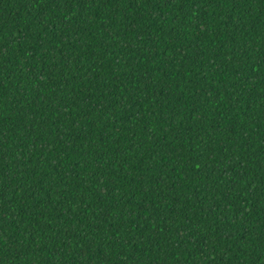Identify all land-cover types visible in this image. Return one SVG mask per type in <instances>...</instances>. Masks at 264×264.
Wrapping results in <instances>:
<instances>
[{
	"label": "trees",
	"instance_id": "1",
	"mask_svg": "<svg viewBox=\"0 0 264 264\" xmlns=\"http://www.w3.org/2000/svg\"><path fill=\"white\" fill-rule=\"evenodd\" d=\"M0 264H264V0H0Z\"/></svg>",
	"mask_w": 264,
	"mask_h": 264
}]
</instances>
